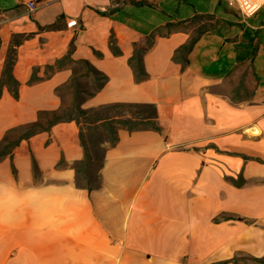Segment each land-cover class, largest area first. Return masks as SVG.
Masks as SVG:
<instances>
[{
    "label": "crops",
    "instance_id": "obj_1",
    "mask_svg": "<svg viewBox=\"0 0 264 264\" xmlns=\"http://www.w3.org/2000/svg\"><path fill=\"white\" fill-rule=\"evenodd\" d=\"M183 1L0 0V143L75 102L152 104L160 126L119 127L92 190L77 183L85 150L75 120L10 147L0 157V264L264 257V5L244 18L215 0ZM190 41L186 61L175 60ZM10 48L18 96L1 83ZM240 174L242 185L228 180Z\"/></svg>",
    "mask_w": 264,
    "mask_h": 264
},
{
    "label": "trees",
    "instance_id": "obj_2",
    "mask_svg": "<svg viewBox=\"0 0 264 264\" xmlns=\"http://www.w3.org/2000/svg\"><path fill=\"white\" fill-rule=\"evenodd\" d=\"M53 25H50V27H52ZM24 34H20V35H14L13 41L14 43H19V39L18 37H24ZM192 47V43L191 41L189 43L183 44L182 46H180L175 54H174V59L177 61H180L182 63H184L186 61V54L191 50ZM143 49H137L136 53L133 57H131V62L133 63V67L134 70L136 72V75L138 78H141L143 75H145V72L143 70V66L141 63L142 60V53ZM14 50L10 48L9 52H8V56L6 59V64H5V68L2 74V85L4 83L8 84L10 89L12 90L14 96H18V86L19 83L18 81L14 78V76L12 75V66H13V61H14ZM69 58V56L66 57V59ZM65 59V58H64ZM58 60L57 61V65H61V63L63 62V60ZM53 66H49L48 65V69H52ZM86 67H87V71L93 73L96 77V79H105L106 77L103 76L99 71H97L92 65H90L89 63L86 62ZM38 77L35 74V71L30 79V81H34L37 80ZM75 81L74 78H72V81ZM143 107L145 108L144 111L138 113V116H125L122 114H115L109 117H104V118H98L96 120H101L105 125H108L110 127L111 133H112V143L110 144L111 146H113L116 141L118 140V136H117V129L114 128L113 123L116 122L118 123V125H120V127L122 128H126L128 130H140V129H156L159 130L160 126L157 123V116H156V110L155 107L152 104H132V103H114V104H110V105H105L102 106V108H107V107H111L114 109L117 108H122V107ZM74 108L77 110L78 112V117L77 116H61L59 114V111L61 110H52V111H40L38 114V119L32 123H28L26 125L23 126H19V127H15L10 129L5 138L4 141L2 143H0V157L5 155L9 150L10 147L14 146L15 144H17L21 139L29 137L30 135L40 132V131H46L49 130L50 127L60 121H65V120H75L79 126H80V137H81V141H82V145L84 147L85 150V156L84 159L79 161L78 163H76L75 167H76V172H77V180L79 177V174L81 172H85L87 174L88 170H87V164L88 161L90 159L89 156V151L87 149V144L85 141V136H84V127H83V123L80 120V115L86 117V115L89 114L88 110L83 109L80 107L79 103L75 102L74 103ZM47 116H51L52 119H46ZM46 119V122H44ZM94 120V121H96ZM20 129H26V131L22 134H20L14 141L12 142H8V138L11 135V133H14ZM106 151V150H105ZM105 153V152H104ZM246 159H249L250 157H245ZM258 160H261L260 158H257ZM104 161V156L102 158V164ZM102 164L100 166V168L102 167ZM228 180H230L232 183L240 186L243 184V176L242 174H240L238 176L237 179L235 178H231L229 177ZM78 183V182H77ZM100 183V176L98 173V177L95 181H88L87 184H79L80 186L83 187H87L89 190H92L96 187L99 186ZM219 218H223V219H233L234 217L232 215H228V214H222L220 215ZM219 218H216L215 220H219ZM236 219L239 220H243L242 217H238ZM246 257L258 264H264V257H256L253 255H247L245 254ZM235 261V263H238V256L230 259Z\"/></svg>",
    "mask_w": 264,
    "mask_h": 264
},
{
    "label": "rangeland",
    "instance_id": "obj_3",
    "mask_svg": "<svg viewBox=\"0 0 264 264\" xmlns=\"http://www.w3.org/2000/svg\"><path fill=\"white\" fill-rule=\"evenodd\" d=\"M216 5H218V8H226L229 9L228 3L226 0H222L223 3L220 2V0H215ZM214 2V0H213ZM171 8L174 9V12H176L177 7H178V1L172 2L170 4ZM212 5V2H211ZM182 7L184 6V1L182 0L181 3ZM214 6V5H213ZM83 69V68H82ZM145 108L143 107H122V108H96L92 110H88L89 114L86 115V117L80 115V120L83 123L84 127V136H85V141L87 144V149L89 151V156L90 159L87 164V174L85 172H81L79 174L77 182L79 184H87L88 181H95L98 177V173L100 170V166L102 164V158L104 156V152L106 148L112 143V133L110 126L105 125L101 120H96L98 118H104V117H109L115 114H122L125 116H138L140 112L144 111ZM59 114L61 116H77L78 117V112L74 108V103L67 104L64 106L60 111ZM46 119H52L51 116H47ZM46 119L44 122H46ZM96 120V121H94ZM113 126L115 129L119 128L120 125L118 123L114 122ZM26 129H20L14 133H11V135L8 138V142L14 141L20 134L24 133ZM239 261L243 264L245 262H253L249 260L246 255H239L238 256Z\"/></svg>",
    "mask_w": 264,
    "mask_h": 264
},
{
    "label": "built area",
    "instance_id": "obj_4",
    "mask_svg": "<svg viewBox=\"0 0 264 264\" xmlns=\"http://www.w3.org/2000/svg\"><path fill=\"white\" fill-rule=\"evenodd\" d=\"M228 4L235 8L244 18H249L256 14L264 5V0H226ZM29 9L36 7L35 1L28 2Z\"/></svg>",
    "mask_w": 264,
    "mask_h": 264
}]
</instances>
